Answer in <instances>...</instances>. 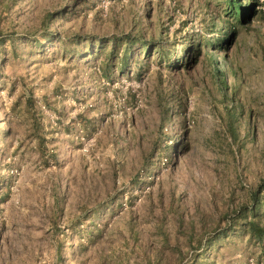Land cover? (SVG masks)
<instances>
[{"label":"rangeland","instance_id":"obj_1","mask_svg":"<svg viewBox=\"0 0 264 264\" xmlns=\"http://www.w3.org/2000/svg\"><path fill=\"white\" fill-rule=\"evenodd\" d=\"M242 1L254 15L241 26L221 0H0L5 34L35 31L61 3L65 34L161 43L108 80L103 54L19 44L14 58L7 45L0 264H256L260 249L240 231L194 252L264 180V0ZM25 95L44 152L11 110Z\"/></svg>","mask_w":264,"mask_h":264},{"label":"trees","instance_id":"obj_2","mask_svg":"<svg viewBox=\"0 0 264 264\" xmlns=\"http://www.w3.org/2000/svg\"><path fill=\"white\" fill-rule=\"evenodd\" d=\"M17 1V0H16ZM23 1V0H21ZM252 5L257 4L256 0H250ZM15 3V2H14ZM221 8L224 13L233 14V18L237 19L239 25H244L248 19L254 15V12L250 14V8L248 3H244L242 0H221ZM68 6L59 4L56 8H43L38 19V27L31 33L22 34L16 36L15 33L0 32V66L5 65L7 61V45L10 48V52L14 58H17L23 51H19V44H28L33 52L39 55L44 54L47 50L56 47H62L64 55H68L70 58L76 55L82 56V58L92 57L94 55L103 54L105 65L102 70V74L106 80L112 75L113 70L117 66L120 68V74H123L131 61L138 62L139 54L142 52L143 59L147 60L150 56V52L154 48L159 47L161 43H156L155 40H146L144 37L135 36L132 34H126L115 38H102L93 35H83L74 33L71 35L63 33L62 20L68 13ZM230 27L228 28L227 37L230 36ZM20 37V38H17ZM224 39H222L223 42ZM221 40L216 41L207 40L201 41L199 47H214L215 43H220ZM161 59L166 60L168 58L166 52L159 50ZM28 54V53H27ZM30 54V52H29ZM168 60V59H167ZM171 63H168L170 65ZM3 68V67H1ZM1 72V71H0ZM17 110L21 116L28 122L27 132L28 135H32L37 139V147L39 151L44 152L46 150V139L43 133V125L39 116L38 108L32 95L24 96V103L21 109V104L17 103L11 109ZM233 115L229 118L232 119ZM231 124V123H230ZM7 125V124H6ZM232 130V129H231ZM12 132L9 124L5 128H0V141ZM232 132V136L235 138V132ZM29 135V136H30ZM43 155V154H42ZM52 158L54 156L51 155ZM147 161H144L146 163ZM138 174V173H137ZM135 174L133 181L137 180L138 175ZM264 180H262L257 187L250 191L249 202L242 205L238 212H234L232 215H228L225 218V227L209 233L205 243L199 244L195 248L194 252H197L199 248L209 249L222 240H227L231 235L240 231L248 236V239L252 244H255L260 249L259 258L256 260V264H264ZM109 205V204H106ZM102 208V207H100ZM196 253L195 257L199 258ZM194 260V261H195Z\"/></svg>","mask_w":264,"mask_h":264}]
</instances>
